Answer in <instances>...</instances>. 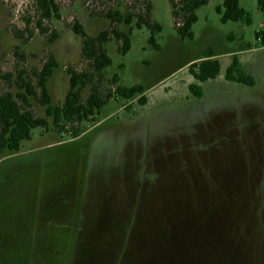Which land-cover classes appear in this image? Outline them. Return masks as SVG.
Listing matches in <instances>:
<instances>
[{
  "label": "rangeland",
  "instance_id": "1",
  "mask_svg": "<svg viewBox=\"0 0 264 264\" xmlns=\"http://www.w3.org/2000/svg\"><path fill=\"white\" fill-rule=\"evenodd\" d=\"M57 1L60 17L44 20L42 32L36 0H0V93L18 92L19 72L33 79L51 52L59 66L48 88L61 104L67 68H91L72 23L96 36L112 26L102 11L137 3ZM149 1L161 49L146 26L117 23L132 28L131 49L119 53L115 38L105 45L112 63L101 85L142 84L147 103L114 95L79 137L36 128L0 159V264H264V46L256 36L264 9L240 0L251 22L224 23V0H209L196 10L193 39H181L170 1ZM208 49L221 72L199 83L190 67ZM234 57L253 87L226 79ZM89 93L86 86L84 100Z\"/></svg>",
  "mask_w": 264,
  "mask_h": 264
},
{
  "label": "trees",
  "instance_id": "2",
  "mask_svg": "<svg viewBox=\"0 0 264 264\" xmlns=\"http://www.w3.org/2000/svg\"><path fill=\"white\" fill-rule=\"evenodd\" d=\"M114 3L117 0H106ZM175 28L181 39H193V25L198 21L196 10L208 3L209 0H169ZM125 12L115 6H110L101 14L110 19L112 26L100 31L96 36L89 35L79 21L72 23L74 32L82 37V55L91 68L87 71H77L72 67L67 68L69 75V90L64 102L58 105L52 104V97L48 88L49 79L53 76L59 62L53 53H49L41 65L32 72V78L24 71L18 74L19 91L12 93L5 91L0 93V159L17 153L21 149L24 140H31L33 130L41 128L49 132L56 129L62 137H79L85 130V122H95L97 115L108 101L117 95L125 100H133L137 97L140 105H145L148 98L145 87L142 84L132 86L117 85L114 89L109 88L106 92L101 89L104 80V69L112 63L105 45L115 38L119 42L118 51L126 55L131 49V32L117 27V23H125L138 28L146 26L151 35L148 42L157 50L161 49L156 35L161 32L162 26L152 18L153 4L149 0H136ZM40 19L38 26L42 32H46L44 20L60 17L59 4L57 0H36ZM259 6L264 9V0H259ZM217 12L221 15L222 22L239 21L245 19L251 22L250 14L240 5V0H224L222 5L217 6ZM258 39L264 46V29L256 33ZM57 38L54 34L51 42ZM204 59L191 64L190 72L195 80L204 83L215 79L221 72V62L215 57L211 49H208ZM225 77L234 81L253 87L256 84L255 77L248 73L241 65L237 57L227 67ZM120 80L119 75H114L112 83ZM89 86L90 93L84 100L82 91ZM192 94L200 98L203 94L202 87L198 83L190 85ZM36 99L45 107V116H39L32 107L31 99Z\"/></svg>",
  "mask_w": 264,
  "mask_h": 264
}]
</instances>
